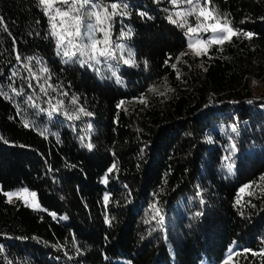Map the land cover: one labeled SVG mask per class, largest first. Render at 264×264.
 Instances as JSON below:
<instances>
[{
  "label": "trees",
  "instance_id": "16d2710c",
  "mask_svg": "<svg viewBox=\"0 0 264 264\" xmlns=\"http://www.w3.org/2000/svg\"><path fill=\"white\" fill-rule=\"evenodd\" d=\"M112 2L129 5L111 20L124 48L82 66L38 0H0V184L40 205L0 191V264H199L235 241L234 264H264V0H211L256 35L200 56L167 0ZM223 125H236L235 149Z\"/></svg>",
  "mask_w": 264,
  "mask_h": 264
},
{
  "label": "snow or ice",
  "instance_id": "6c2138e0",
  "mask_svg": "<svg viewBox=\"0 0 264 264\" xmlns=\"http://www.w3.org/2000/svg\"><path fill=\"white\" fill-rule=\"evenodd\" d=\"M168 2L173 5L177 10L174 15H169V20L173 24H177L180 28L187 27L185 35L192 36L193 34L199 33L200 31L211 32L213 35L208 37L206 40H198L196 44L191 41L188 44V48L192 51V54L196 56L207 55L208 48L213 44L222 45L225 42H231L233 37L243 36L247 39H252L256 34L253 32L244 31L243 29L236 30L232 27L231 21L228 20L227 16L221 17V14L217 13L215 8L209 9L207 5L211 3V0H168ZM39 6L43 9L45 16L48 17L51 32L50 34L56 38V44L60 48H64L65 44L68 46L64 49L63 55L68 58V61L75 62L74 57L79 59L80 57H87V59H79L81 65L88 64L89 61H94L96 64L101 63V57L104 58V62L107 63L109 59H115V51L117 49L123 50V45H112V39L110 35L111 31V20L112 17L116 15H127L126 9L129 7L127 3L112 2L110 5H103L101 0H38ZM186 6V7H180ZM123 8L125 11H122ZM141 16H147L146 12L140 13ZM196 15L197 20L200 21L195 27L188 24V16ZM203 18L201 21L200 18ZM261 19H264L262 17ZM214 21V23H205L207 21ZM244 21H241L243 23ZM3 23L2 18H0V24ZM6 30V29H5ZM102 32L104 34L103 39H97L96 33ZM131 36V30L127 32H121L120 38L124 39ZM102 45V46H101ZM70 49H75L71 51ZM77 53L79 56L77 57ZM181 55H185L182 53ZM129 59H124L125 64H135V60L131 59L132 53L128 50ZM31 59V58H29ZM179 59V57H177ZM17 60L20 57L17 56ZM66 61V62H68ZM168 61H165L167 63ZM91 66V65H89ZM24 68L31 72L27 64L23 65ZM175 67V65H172ZM41 71H47V69H41ZM15 75V73H13ZM115 75V72L113 73ZM120 82L119 80L117 81ZM43 90V88H42ZM154 90V89H153ZM17 95L20 93L13 89ZM4 93L0 92V95ZM66 95V93H65ZM32 97L29 96L28 100ZM143 102V101H142ZM63 104V101L59 102ZM71 103H76L75 98ZM124 101H121L122 105ZM120 107V105H117ZM55 110V109H53ZM83 115L90 116L91 113L87 112L85 109H78ZM69 119H79V116H68ZM25 127H29L27 121L24 122ZM91 127V125H89ZM232 131H236V125H232ZM86 147L91 150L93 145L91 143L87 144ZM235 149V145L232 146ZM115 169V164L108 169V173H111ZM232 171L231 166H229V172ZM264 179V177H261ZM103 182L107 183V173ZM249 187L245 185L244 188ZM244 188L240 191L243 192ZM28 192V189H20L15 192H4L3 195L8 197V202L12 203V197L21 198V193ZM35 196V193H31ZM105 201L108 200V196L105 195ZM240 201L237 200V203ZM203 203V201H201ZM54 215V214H53ZM195 215H201V213H196ZM61 219H66V217H61ZM163 222V217H160V223ZM106 223L110 221L106 218ZM0 251H3V247L0 246ZM245 251H251L250 249H245ZM264 255V251L260 253ZM256 255V253H253Z\"/></svg>",
  "mask_w": 264,
  "mask_h": 264
},
{
  "label": "rangeland",
  "instance_id": "374dc122",
  "mask_svg": "<svg viewBox=\"0 0 264 264\" xmlns=\"http://www.w3.org/2000/svg\"><path fill=\"white\" fill-rule=\"evenodd\" d=\"M202 3H203V1H202ZM168 4L170 6V14L173 15V18H176L174 13L177 9L173 5H171L169 2H168ZM180 7H186V6H180ZM187 19H188V24L193 26V27H195L197 25V23L200 22L197 20L196 15L188 16ZM200 19H201V21L203 20L202 17ZM205 23H214V21L209 20ZM183 29L185 30V32L187 31V27H185ZM211 35H213V34L210 31L209 32L200 31L199 33L193 34L191 37L186 35V39H187L188 44L190 41L193 44H196L198 40H206ZM96 36H97L96 37L97 39H103L104 38V34L102 32H97ZM67 47L68 46L65 44L63 50ZM70 50L73 51L72 49H70ZM254 86H255V83H254ZM219 128H221L220 130L223 129L221 132L225 136V139L228 140V143H227L228 148L230 150H232V148H233L232 147L233 146L232 138H233V135L236 134V132L232 131L231 125H223V127L220 126ZM230 152H232V151H230ZM229 166H231L232 170L234 169V163L228 159L226 164H225V169L227 172H229ZM21 189H24V188H21ZM17 190H20V189L10 190V191H6V192H15ZM0 191L4 193V191L2 190L1 184H0ZM31 193H34V192H31L28 190V192H26V193H21V198H17L14 196V197H12V200H13V202L20 201L23 204L28 205L29 207L34 208V209H40V205L36 199V196H32ZM6 200L8 201V197H6ZM54 217L56 219L60 218V222H62V223L67 222V218L61 219V217H66L64 215H62V216L54 215ZM241 245H242L241 242L235 241L232 244H230V246L227 248L226 252L224 253L223 257L220 260H213L212 261V260H208L206 258H203L200 260L199 264H234L233 256L237 255L236 252H237V250L238 251L240 250Z\"/></svg>",
  "mask_w": 264,
  "mask_h": 264
}]
</instances>
